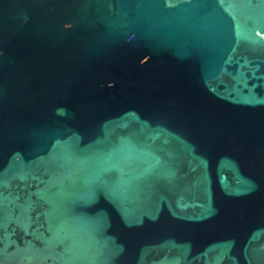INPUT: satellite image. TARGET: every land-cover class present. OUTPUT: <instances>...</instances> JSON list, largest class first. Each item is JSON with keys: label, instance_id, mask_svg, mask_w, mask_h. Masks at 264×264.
Returning <instances> with one entry per match:
<instances>
[{"label": "water", "instance_id": "obj_1", "mask_svg": "<svg viewBox=\"0 0 264 264\" xmlns=\"http://www.w3.org/2000/svg\"><path fill=\"white\" fill-rule=\"evenodd\" d=\"M0 264H264V0H0Z\"/></svg>", "mask_w": 264, "mask_h": 264}]
</instances>
